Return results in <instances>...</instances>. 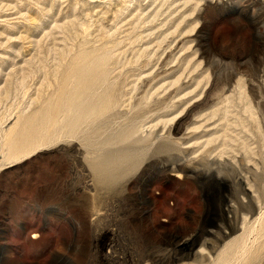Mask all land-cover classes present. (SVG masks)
Returning a JSON list of instances; mask_svg holds the SVG:
<instances>
[{
	"label": "rangeland",
	"instance_id": "374dc122",
	"mask_svg": "<svg viewBox=\"0 0 264 264\" xmlns=\"http://www.w3.org/2000/svg\"><path fill=\"white\" fill-rule=\"evenodd\" d=\"M0 264H264V0H0Z\"/></svg>",
	"mask_w": 264,
	"mask_h": 264
},
{
	"label": "bare ground",
	"instance_id": "6f19581e",
	"mask_svg": "<svg viewBox=\"0 0 264 264\" xmlns=\"http://www.w3.org/2000/svg\"><path fill=\"white\" fill-rule=\"evenodd\" d=\"M238 181H239V183L241 184V183H244L245 181L244 180H242V179H238ZM244 181V182H243ZM249 201V200H248ZM251 204V203H250ZM72 229H75V228H72ZM246 235L245 236H242V237H240V239H238L236 242H235V246H236V251L237 252H242V251H244L246 248H247V245H246ZM70 242V241H69ZM66 244V243H65ZM72 246V245H71ZM72 248V247H71ZM54 254V253H53Z\"/></svg>",
	"mask_w": 264,
	"mask_h": 264
}]
</instances>
